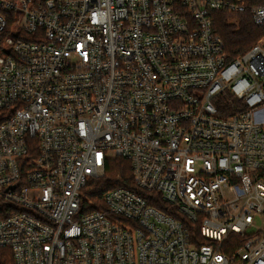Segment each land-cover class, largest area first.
<instances>
[{"label": "built area", "instance_id": "2783aa9c", "mask_svg": "<svg viewBox=\"0 0 264 264\" xmlns=\"http://www.w3.org/2000/svg\"><path fill=\"white\" fill-rule=\"evenodd\" d=\"M246 6L0 0L2 261L264 264V46L215 29ZM115 158L167 211L126 187L85 211Z\"/></svg>", "mask_w": 264, "mask_h": 264}, {"label": "trees", "instance_id": "16d2710c", "mask_svg": "<svg viewBox=\"0 0 264 264\" xmlns=\"http://www.w3.org/2000/svg\"><path fill=\"white\" fill-rule=\"evenodd\" d=\"M247 11L234 16L228 12L215 14V29L222 37L226 51L230 59H235L250 49L264 37V24L257 25L250 13L253 7L264 6V0H244ZM236 22H235V21ZM133 169L131 163L123 158H115L107 165V171L103 178L95 179L84 190L83 202L85 211H96L104 208L102 204V194L106 190L118 187L129 188L138 194L146 197L152 206H156L167 211L164 202L156 194L151 195L140 192L134 184ZM4 250H0V258ZM0 264L6 262L0 259Z\"/></svg>", "mask_w": 264, "mask_h": 264}, {"label": "rangeland", "instance_id": "374dc122", "mask_svg": "<svg viewBox=\"0 0 264 264\" xmlns=\"http://www.w3.org/2000/svg\"><path fill=\"white\" fill-rule=\"evenodd\" d=\"M257 44H262L264 46V37Z\"/></svg>", "mask_w": 264, "mask_h": 264}]
</instances>
